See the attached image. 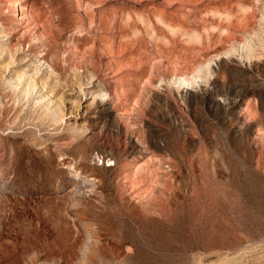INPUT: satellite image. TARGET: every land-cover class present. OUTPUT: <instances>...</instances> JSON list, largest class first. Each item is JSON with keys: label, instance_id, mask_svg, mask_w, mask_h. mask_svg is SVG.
Instances as JSON below:
<instances>
[{"label": "rangeland", "instance_id": "rangeland-1", "mask_svg": "<svg viewBox=\"0 0 264 264\" xmlns=\"http://www.w3.org/2000/svg\"><path fill=\"white\" fill-rule=\"evenodd\" d=\"M0 264H264V0H0Z\"/></svg>", "mask_w": 264, "mask_h": 264}, {"label": "bare ground", "instance_id": "bare-ground-1", "mask_svg": "<svg viewBox=\"0 0 264 264\" xmlns=\"http://www.w3.org/2000/svg\"><path fill=\"white\" fill-rule=\"evenodd\" d=\"M183 82H186V80L183 79ZM186 83H187V82H186ZM88 249H89V247H86V251H85L84 257L87 256V254H88L87 250H88Z\"/></svg>", "mask_w": 264, "mask_h": 264}]
</instances>
